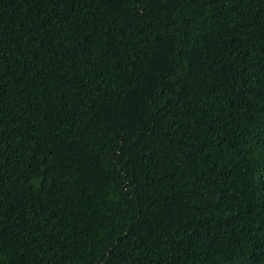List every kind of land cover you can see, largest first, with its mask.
Segmentation results:
<instances>
[{"label": "trees", "instance_id": "obj_1", "mask_svg": "<svg viewBox=\"0 0 264 264\" xmlns=\"http://www.w3.org/2000/svg\"><path fill=\"white\" fill-rule=\"evenodd\" d=\"M0 264H264V0H0Z\"/></svg>", "mask_w": 264, "mask_h": 264}]
</instances>
